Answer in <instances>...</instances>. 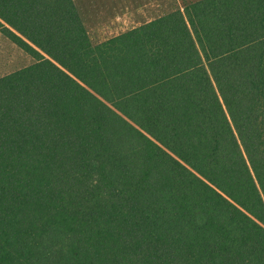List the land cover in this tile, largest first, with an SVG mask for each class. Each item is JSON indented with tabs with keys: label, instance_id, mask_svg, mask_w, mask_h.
I'll return each mask as SVG.
<instances>
[{
	"label": "trees",
	"instance_id": "obj_1",
	"mask_svg": "<svg viewBox=\"0 0 264 264\" xmlns=\"http://www.w3.org/2000/svg\"><path fill=\"white\" fill-rule=\"evenodd\" d=\"M0 264H264V0H189L93 40L76 0H0Z\"/></svg>",
	"mask_w": 264,
	"mask_h": 264
},
{
	"label": "rangeland",
	"instance_id": "obj_2",
	"mask_svg": "<svg viewBox=\"0 0 264 264\" xmlns=\"http://www.w3.org/2000/svg\"><path fill=\"white\" fill-rule=\"evenodd\" d=\"M189 0H76V6L90 26L111 16L112 21L89 30L93 40L130 29L170 10L181 9ZM99 9L97 15L91 10ZM97 16V18H96ZM102 22L101 20H99ZM33 60L0 34V76L32 63Z\"/></svg>",
	"mask_w": 264,
	"mask_h": 264
},
{
	"label": "crops",
	"instance_id": "obj_3",
	"mask_svg": "<svg viewBox=\"0 0 264 264\" xmlns=\"http://www.w3.org/2000/svg\"><path fill=\"white\" fill-rule=\"evenodd\" d=\"M97 12H99V9H95L94 11H92L91 10V13L92 14H94V15H97ZM81 14V13H80ZM96 18H97V16H96ZM112 17L111 16H109L108 18H107V20L106 19H98V20H95L94 22H93V26H90L89 25V23L84 19V23H85V25H86V27H87V29L88 30H93V29H95V28H98L100 25H102L103 23H104V21H108V20H110V21H112ZM99 20H101L102 22H100Z\"/></svg>",
	"mask_w": 264,
	"mask_h": 264
}]
</instances>
